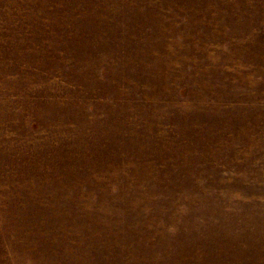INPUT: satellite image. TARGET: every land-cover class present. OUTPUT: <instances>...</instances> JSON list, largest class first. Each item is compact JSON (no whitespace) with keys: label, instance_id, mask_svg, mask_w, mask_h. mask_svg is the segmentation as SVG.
<instances>
[{"label":"rangeland","instance_id":"1","mask_svg":"<svg viewBox=\"0 0 264 264\" xmlns=\"http://www.w3.org/2000/svg\"><path fill=\"white\" fill-rule=\"evenodd\" d=\"M0 264H264V0H0Z\"/></svg>","mask_w":264,"mask_h":264}]
</instances>
